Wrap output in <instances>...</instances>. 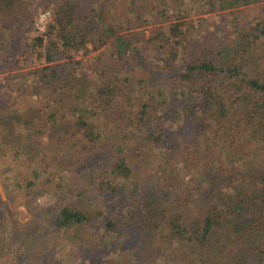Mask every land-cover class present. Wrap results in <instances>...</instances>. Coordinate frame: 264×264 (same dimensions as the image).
<instances>
[{
    "label": "trees",
    "instance_id": "1",
    "mask_svg": "<svg viewBox=\"0 0 264 264\" xmlns=\"http://www.w3.org/2000/svg\"><path fill=\"white\" fill-rule=\"evenodd\" d=\"M0 74V255L57 194L45 264H264V0H0Z\"/></svg>",
    "mask_w": 264,
    "mask_h": 264
},
{
    "label": "rangeland",
    "instance_id": "2",
    "mask_svg": "<svg viewBox=\"0 0 264 264\" xmlns=\"http://www.w3.org/2000/svg\"><path fill=\"white\" fill-rule=\"evenodd\" d=\"M49 11L44 10L42 7H38L37 15L40 12ZM211 16V17H209ZM210 22H214L215 26H222L224 19L219 14L208 15ZM37 20V18H36ZM36 26V25H35ZM214 24L212 28L215 27ZM136 30H145V35L149 34V27H139ZM24 71V70H23ZM5 85V76L0 74V86ZM80 181L77 176V182ZM0 195L3 200H6V194L3 189L2 177L0 174ZM57 194L43 195L36 202V206L39 208L34 215L28 212V210L21 204V200L14 199L9 203V209L7 211V219L4 222V229L6 228L5 236V252L0 255L1 264H35L34 258L41 259L40 263L45 264L49 262L47 258V251L44 247L49 248V253L55 250L53 242L56 241L55 233L49 228L47 220L50 217L49 211L54 207ZM34 216V218H33ZM37 222L32 224L34 220ZM39 229V230H38ZM26 236V237H25ZM22 239H24V247L22 245ZM44 250V252H43ZM36 254V256H35ZM76 261L73 263L75 264Z\"/></svg>",
    "mask_w": 264,
    "mask_h": 264
},
{
    "label": "built area",
    "instance_id": "3",
    "mask_svg": "<svg viewBox=\"0 0 264 264\" xmlns=\"http://www.w3.org/2000/svg\"><path fill=\"white\" fill-rule=\"evenodd\" d=\"M49 16H50L49 11H44V12L39 13L37 20H36V23H35L36 27L39 30H42L44 28L45 23L48 20Z\"/></svg>",
    "mask_w": 264,
    "mask_h": 264
}]
</instances>
